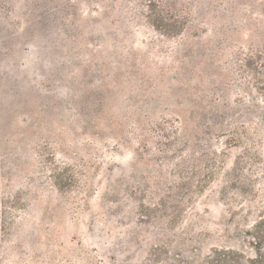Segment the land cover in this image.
Listing matches in <instances>:
<instances>
[{
    "label": "rangeland",
    "instance_id": "obj_1",
    "mask_svg": "<svg viewBox=\"0 0 264 264\" xmlns=\"http://www.w3.org/2000/svg\"><path fill=\"white\" fill-rule=\"evenodd\" d=\"M258 178L264 0H0V262L252 264Z\"/></svg>",
    "mask_w": 264,
    "mask_h": 264
},
{
    "label": "trees",
    "instance_id": "obj_2",
    "mask_svg": "<svg viewBox=\"0 0 264 264\" xmlns=\"http://www.w3.org/2000/svg\"><path fill=\"white\" fill-rule=\"evenodd\" d=\"M245 138H246L247 143L251 144L252 139L248 136H246ZM210 174L212 175V172ZM261 183L262 185H264V179L258 178L257 184H261ZM255 199L256 198H253L250 201H254ZM252 226H253V233L251 234L254 239V245L256 247V252H255V258H247V262L252 263V264H264V252H262V250L264 249L263 248L264 247L263 246L264 244V216H261L258 220H254L252 223ZM211 252H212V256L210 257L213 259H208L207 262L208 263L212 262V264H214L215 262H220V263L223 262L224 259H222V257L223 258H225V256L231 257L236 254H239L237 251H234L233 249H230L228 247L215 248L214 250H211ZM0 264H6V262H0Z\"/></svg>",
    "mask_w": 264,
    "mask_h": 264
}]
</instances>
